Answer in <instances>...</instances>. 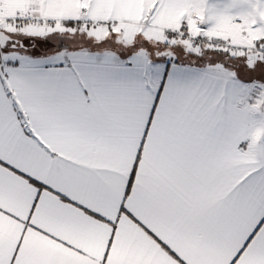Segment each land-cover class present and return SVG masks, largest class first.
Here are the masks:
<instances>
[{
    "label": "snow or ice",
    "instance_id": "snow-or-ice-1",
    "mask_svg": "<svg viewBox=\"0 0 264 264\" xmlns=\"http://www.w3.org/2000/svg\"><path fill=\"white\" fill-rule=\"evenodd\" d=\"M0 264H264V0H0Z\"/></svg>",
    "mask_w": 264,
    "mask_h": 264
}]
</instances>
